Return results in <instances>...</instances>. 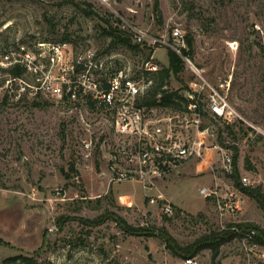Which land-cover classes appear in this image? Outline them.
I'll return each instance as SVG.
<instances>
[{"label": "rangeland", "instance_id": "obj_1", "mask_svg": "<svg viewBox=\"0 0 264 264\" xmlns=\"http://www.w3.org/2000/svg\"><path fill=\"white\" fill-rule=\"evenodd\" d=\"M130 26L148 37L137 40ZM175 27L184 36V67L171 74L167 88L186 95L194 83L205 84L207 105L211 85L227 95L232 115L206 112L184 129L189 140L202 136L198 127L214 135H207L202 157L187 159L151 189L132 180L110 182L112 124L81 97L64 103L43 90L20 96L7 91L13 65L26 68L20 77L31 84L51 68L46 51L40 54L43 42L66 44L64 67L73 65L75 76L105 81L123 68L142 82L153 78L158 87L159 76L145 65L168 66L171 47L151 37L173 44ZM80 54L86 66L77 62ZM58 69L53 67L55 74ZM0 85V264H12L8 258L19 254L36 255L37 264H185L187 257L174 254L161 235L130 234L110 212L135 227L165 229L183 248L233 224L264 230V210L234 185L213 146L229 148L240 177L264 193V0H0ZM83 139L92 142L90 149ZM186 162L194 171L179 176ZM202 186H217L218 197H204ZM232 190L240 210L222 215L217 199ZM154 194L165 196L173 212L151 203ZM263 249L242 235L224 243L215 258L210 249L192 257L197 264H264Z\"/></svg>", "mask_w": 264, "mask_h": 264}, {"label": "built area", "instance_id": "obj_2", "mask_svg": "<svg viewBox=\"0 0 264 264\" xmlns=\"http://www.w3.org/2000/svg\"><path fill=\"white\" fill-rule=\"evenodd\" d=\"M123 23V27H125ZM131 27V26H130ZM130 31L139 41L148 37L146 31L138 27H131ZM175 43L151 37L154 44L162 42L181 54L185 46L183 32L179 27L172 30ZM182 43L180 44V42ZM65 43L43 42L40 44L41 52L46 51L47 60L51 68L43 71L41 76L36 78L35 83H28L22 77L14 76L6 79L7 91L12 94L18 91L32 92L37 94L43 90L47 95L60 102H77L81 97L83 102L91 106L95 113L105 114L112 124L113 138L108 141L107 155L109 156L110 182L132 180L137 181L147 189L157 186L158 178L167 175L171 170L178 171L184 161L192 157H202L206 143V137L211 133V128L199 129L198 134L202 136L189 140L184 134L192 122L201 120L205 112L212 113L219 118H231L232 111L226 94H222L218 88L209 86L207 105L203 101V89L205 84L194 83L190 91L184 95L187 102L181 100L182 109H172L164 105L148 106L143 103V97L148 91L152 80L141 81V78L128 73L126 69L118 68L108 75L105 81L92 78L84 73L75 76L73 65H68L66 58ZM93 54V53H92ZM92 55H90L91 57ZM10 58L9 53L3 56V61ZM77 62L85 65L84 56H78ZM58 73L53 71L58 66ZM89 67L93 65L89 61ZM159 66L151 61L145 65L146 71H157ZM74 75V76H73ZM19 81L20 86L15 87L14 83ZM3 86L0 85V91ZM193 116V118H192ZM186 120V122H184ZM193 120V121H192ZM206 135V136H205ZM86 148L92 146V142L83 139ZM214 147L221 152L222 169L225 173L233 172V156L229 148L217 143ZM244 185H252L248 176H243ZM200 193L204 197L214 195L218 197L217 186H202ZM161 202L162 209L166 213H172V204L162 194L152 196L151 203ZM220 213L224 211L235 213L240 210V199L234 190L228 192L225 200L217 199ZM236 228V227H233ZM245 240H254L256 229L248 231L239 230ZM264 251V249H263ZM185 264H197L194 257L184 260Z\"/></svg>", "mask_w": 264, "mask_h": 264}, {"label": "trees", "instance_id": "obj_3", "mask_svg": "<svg viewBox=\"0 0 264 264\" xmlns=\"http://www.w3.org/2000/svg\"><path fill=\"white\" fill-rule=\"evenodd\" d=\"M110 35H113L117 38L118 41H122L124 43H131L129 36H124L122 34H116L117 32L110 30L108 31ZM187 44L188 46L192 45V41L187 36ZM185 51V49H183ZM168 66H165L157 71H147L148 74L159 76L160 84L158 87L155 86L153 78L152 83L146 92L145 96L143 97V103L148 106L153 105H164L170 107L172 109H182L181 100L188 101L183 94L178 93L177 90H169L167 88V80L171 76V74H178L180 71L183 70V59L179 53H177L174 49L168 48ZM26 68L22 67L20 64L13 65L9 71L14 76H22L25 73ZM205 116H208L205 112ZM74 167H72L73 169ZM233 172L229 173L230 177L233 178L234 185L244 193H246L251 198L255 199L261 208L264 210V193L261 191L259 187H253L252 185H244L241 181V177L239 175L237 165H236V155L233 156ZM111 215L114 217V220L120 225V227L124 228L130 234H140V235H161L162 238L165 239L167 242L168 248L177 255L185 256V258L192 257L196 255L202 249H210L212 251V257L215 258L221 246L226 243L227 241L233 239L235 236H241L239 230L248 231L252 228L256 229V235L254 240L258 243L264 244V230L259 229L258 227H247L245 229L240 226V224H233L228 229H221L219 231L212 230L209 233L203 234L196 240L194 243L189 244L185 248L180 247L176 242V239L165 229H158L153 228L151 226H138L135 227L131 224H128L122 217L118 216V214L114 212H110ZM85 223H96L99 221L97 220H90L87 218H83ZM236 227V228H233ZM36 255H26V254H19L16 256H12L8 258V262L12 264H37V259L35 258Z\"/></svg>", "mask_w": 264, "mask_h": 264}, {"label": "crops", "instance_id": "obj_4", "mask_svg": "<svg viewBox=\"0 0 264 264\" xmlns=\"http://www.w3.org/2000/svg\"><path fill=\"white\" fill-rule=\"evenodd\" d=\"M187 164L186 165H184L182 168H181V170H180V173H178L179 174V176H181L182 174H186V173H188L189 175L191 174V173H193L192 171H194L193 169V166L191 165V163H189V162H186ZM205 185V184H204ZM154 195H156V194H154ZM165 197V196H164ZM166 198V197H165Z\"/></svg>", "mask_w": 264, "mask_h": 264}]
</instances>
